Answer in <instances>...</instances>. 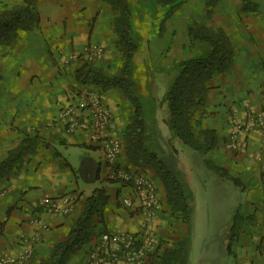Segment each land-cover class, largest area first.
<instances>
[{
  "label": "crops",
  "instance_id": "crops-1",
  "mask_svg": "<svg viewBox=\"0 0 264 264\" xmlns=\"http://www.w3.org/2000/svg\"><path fill=\"white\" fill-rule=\"evenodd\" d=\"M40 1L45 4L41 10L37 9L38 27L19 31L10 44L0 45V162L22 142L30 140L31 144L30 152L0 180V253L15 255L23 240L37 237L27 264H40L48 258L54 245L65 240L83 211L84 199L95 189L103 188L108 195L103 208L104 223L97 225L90 243L71 254L65 263L85 264L88 251L101 234H139L141 216L137 210L121 206V200L131 195V189L105 178L107 168L102 151L81 133L66 134L56 122V116L70 100L68 91L79 87L99 94L112 113L114 133L122 132L131 115L130 107L115 89L78 85L74 72L81 67L80 63L73 62L66 67L63 64L71 54H80L87 43L104 47L106 67L116 59L110 7L102 0ZM207 11H210L208 7ZM106 14H109L108 20ZM174 16L165 22V31L159 37L166 44L171 41L158 60L164 70L180 60L178 54L186 45L189 50L184 23L173 22L177 20ZM229 16L231 26L224 24ZM210 26L228 33L235 50L233 69L228 74L214 76L207 92L204 123L215 130L218 144L211 151L198 154L182 148L179 141L171 145L166 142L167 158L172 160L174 169L191 192L192 211L187 223L179 215H172L161 183L151 170L145 169L161 202L160 213L151 228L162 244L160 254L187 238L185 264H264L261 254L264 138L259 131H252L238 138L236 151H228L223 145L230 131L231 110H235L240 119L245 118L247 110L264 113V34L254 36L252 31L250 36L232 12L224 13L222 19ZM164 73L173 76V72ZM149 91L155 95L152 89ZM160 96L156 93V97ZM164 115L162 106L156 115L159 138L169 136L161 124ZM117 168L140 172L127 162L124 150L117 160ZM208 179L209 189L204 184ZM204 190L209 191L207 200L199 193ZM67 194L77 196L74 209L67 216L45 214L38 206L45 195ZM34 217L41 218L47 228L42 230L31 223ZM146 264L154 263L150 260Z\"/></svg>",
  "mask_w": 264,
  "mask_h": 264
},
{
  "label": "trees",
  "instance_id": "trees-1",
  "mask_svg": "<svg viewBox=\"0 0 264 264\" xmlns=\"http://www.w3.org/2000/svg\"><path fill=\"white\" fill-rule=\"evenodd\" d=\"M20 1L19 6L0 8V45L10 44L19 31L32 30L39 25L36 4L40 0ZM102 2L110 7L113 15L116 50L121 67L116 74H105L92 63H86L75 70L74 81L81 86L115 89L128 101L131 115L120 134L127 162L143 174L145 169L152 171L161 183L172 215H179L187 223L192 211L189 206L191 192L172 162L161 157L156 150L155 144L160 135L156 115L164 106L165 115L161 121L170 138L193 152L205 154L216 147L218 136L214 129L206 127L204 123L207 92L214 76L228 74L234 67L235 50L231 38L221 28L192 22L186 29L188 45L190 49L198 50V53L174 62L167 70L157 67L162 72H173V76L160 98L152 92L145 95L132 76L134 58L145 46L136 23H142L146 18L158 19L159 35H162L164 23L183 5L184 0ZM218 2L208 0L207 5L211 8ZM250 4L249 0H242L240 11L253 10ZM29 141L9 151L0 162V180L30 152ZM171 149L174 148L171 146ZM107 201L108 195L103 188L95 189L84 199L83 211L65 240L54 245L48 258L40 264H65L71 254L88 245L95 235L97 225L104 223L103 208ZM161 246L158 245L151 258L154 264H185L189 246L187 238L172 244L163 254H160Z\"/></svg>",
  "mask_w": 264,
  "mask_h": 264
},
{
  "label": "built area",
  "instance_id": "built-area-1",
  "mask_svg": "<svg viewBox=\"0 0 264 264\" xmlns=\"http://www.w3.org/2000/svg\"><path fill=\"white\" fill-rule=\"evenodd\" d=\"M86 62L99 61L103 57L100 44L88 43L82 49ZM79 54H71L64 63L77 60ZM69 102L62 107L56 116V122L69 135L81 133L90 144L96 145L103 154L106 164V177L110 181L128 185L131 195L121 200V206L127 210H137L141 216L139 234L127 232H105L99 236L96 243L88 251L85 264H146L155 254L160 239L155 236L151 226L160 213L161 202L153 181L141 172H132L117 168V160L123 146L120 132L112 131V113L103 103L98 93L91 89L79 87L68 91ZM230 131L223 143L228 151L238 149V138L252 131H259L264 138V113L247 110L244 119H240L235 110L228 115ZM77 196L67 194L58 197L43 196L38 206L45 214L51 216H67L74 209ZM42 230L46 229L45 222L34 217L31 221ZM24 241L19 252L15 255L0 253V264H27L33 255L37 237ZM264 260V242L261 246Z\"/></svg>",
  "mask_w": 264,
  "mask_h": 264
},
{
  "label": "rangeland",
  "instance_id": "rangeland-1",
  "mask_svg": "<svg viewBox=\"0 0 264 264\" xmlns=\"http://www.w3.org/2000/svg\"><path fill=\"white\" fill-rule=\"evenodd\" d=\"M207 1L208 0L206 1L184 0L183 5L180 7V9H178L179 12L177 10L174 13L175 16L173 18L177 20L173 22H176V24L179 23V25L180 23L183 22L186 29L188 25L191 24L192 22H198L204 26L211 27L210 26L211 23H213L215 20H219V18L222 19L224 13L232 12L233 15L235 17H238V19H240V21L244 24V26L246 27V30L244 31H246L250 36H252L250 34V32L252 33V31L254 32V36H258V35L260 36V34H264V0H249L251 2L250 6L253 7V10L246 12L240 11L242 0H219V2L211 8L208 7ZM20 2H21L20 0H0V8L3 9V8L16 7L20 5ZM43 4H41V1L38 2V5L36 4V9H38L39 7V10H41ZM207 7L210 9L209 12L207 11ZM162 13L163 10H161V14ZM106 16H107L106 20H108L109 14H106ZM110 16L113 22L112 12H110ZM173 18L171 19V21L173 20ZM228 19L229 21L225 22L224 24L231 26L232 25L231 17L229 16ZM222 21L220 22L223 23ZM158 22H159L158 19L150 20L146 18L142 23H136V26L139 29L145 41V46L144 49L143 50L141 49L138 55L134 58L135 68L132 76L135 82L137 83V85L139 86V88L141 89V91H143L145 95H148L151 92L149 90L152 89L155 92V95L157 93L159 96L160 95L162 96L163 92L167 88L170 76H172L169 73L162 72L161 69L159 70L156 69L157 66L161 68L158 62L161 53L165 50L166 47H167L166 50H168V47L171 44V41H169V43L166 44L164 41L162 42V40L159 38L160 35H159ZM176 24H175V28H176ZM164 31H165V26L163 27L162 34L164 33ZM187 43L188 41L186 40V44ZM186 46L183 48V52L180 51V53L178 54L179 55L178 59H183V57L184 58L192 57L198 53V50L190 49L189 47H188L189 50H186L187 49ZM102 48H103V57L99 61L86 62L83 59V54L80 53L78 55L79 58H77L75 62L80 63L81 66L86 63H92L93 66L100 68L105 74H116L118 69L121 67V61L118 51L116 50V56H117L116 59L113 60L109 64V66L106 67L105 63H103L105 49L103 46ZM73 62L74 61H70L68 63H63V64L66 67V65H70ZM167 141L168 144L171 145L172 142H174L175 140L171 139L170 136H168V138L158 137L155 144L158 154L161 157H166V159H168L167 158L168 152L164 151V149L165 147H167V143H166ZM179 144L185 150L188 151L191 150L189 147L182 145L180 142ZM169 161L172 162V160ZM208 183H209V179L204 183L207 184V188L209 189ZM199 193L201 197L204 198L205 200L209 198V191L204 190V191H199ZM224 196L225 198H229L227 195ZM203 207H204V211H206L207 206L204 205Z\"/></svg>",
  "mask_w": 264,
  "mask_h": 264
}]
</instances>
